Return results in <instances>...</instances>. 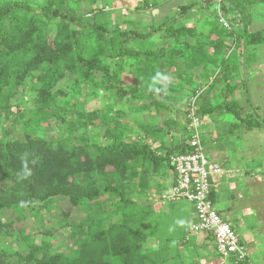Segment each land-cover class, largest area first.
Returning a JSON list of instances; mask_svg holds the SVG:
<instances>
[{
	"label": "trees",
	"instance_id": "obj_1",
	"mask_svg": "<svg viewBox=\"0 0 264 264\" xmlns=\"http://www.w3.org/2000/svg\"><path fill=\"white\" fill-rule=\"evenodd\" d=\"M129 5L143 13L161 2L0 0V214L12 210L22 221L27 211L37 218L63 202L84 213L77 226L61 223L71 231L72 245L57 253L48 238L39 243L26 230L15 234L13 223L0 216V264H155L144 247L146 235L134 227L142 212L135 213L139 206L126 191L131 179L138 177L136 189L148 190L156 175L167 167L173 170L170 157L190 151V122L186 139L170 148L161 144L158 151L164 155L158 156L148 145L126 143L109 112L88 116L79 111L77 97L83 90L98 98L99 92L119 90L123 81L140 82L134 87L145 91L144 99L160 112L169 107L164 95L177 103L201 92L196 104L200 118L219 108L247 130L261 125L243 116L236 82L241 58L264 44V31L252 30L255 8L264 0H195L178 4L146 28L112 24L109 9L114 13ZM84 6L88 14L81 12ZM202 66L214 75L206 88L195 79ZM157 71L178 79L184 72L189 90L177 81L156 92L152 77ZM70 78L74 83L67 90L58 88ZM97 122L114 125L104 133L107 145L89 136ZM44 124L66 129H59V139H48ZM25 162L31 174L21 179ZM139 164L144 166L140 172ZM106 195L119 198L122 219L110 220L101 204Z\"/></svg>",
	"mask_w": 264,
	"mask_h": 264
},
{
	"label": "rangeland",
	"instance_id": "obj_2",
	"mask_svg": "<svg viewBox=\"0 0 264 264\" xmlns=\"http://www.w3.org/2000/svg\"><path fill=\"white\" fill-rule=\"evenodd\" d=\"M155 1L161 2V6L158 9L148 10L143 13H137L135 11V5L119 6L116 9L117 11L113 10L114 13H112L111 9H109V12H111L112 16V24L119 23L121 27L129 28L132 27L130 25H133L135 28L140 29L142 27L146 28L153 22H159L163 18H165L168 14L171 13L173 7L177 6L178 4H187L188 2H193L195 0ZM255 10L256 13L254 14V20L256 21L252 27V30L264 31V5L259 6L257 9L255 8ZM81 12L83 14H88L89 8L84 6L81 8ZM86 20H89L90 22L93 21L92 17H87ZM129 22H133V24L128 25ZM262 50H264L263 47ZM251 56L253 57L252 53ZM168 75L170 82L173 81L175 83L179 81L181 83V88L183 87V91L186 92V90H189V82L187 81H190V79L186 77V74L184 72H181V79L176 78L175 75L171 72ZM260 79L264 82V75ZM73 80V78H70L67 84L66 82L62 83L58 88L67 90L68 87H70L74 83ZM132 84L123 81L121 86L118 87L119 90L107 91V93L103 91L99 92L98 98L92 97V94L89 95L85 90H83V95L77 97L79 101V111L81 110V112H85L88 116L93 113L92 111H101L103 113L109 112V118L116 122L118 124V127L123 130L126 143H139L141 145H148L152 149V151L156 153L159 152L158 148L161 144H163L167 148H170L186 139L188 135L186 124L188 107L187 102L189 100H187L188 95L185 94L187 95L185 97L183 95L184 98L179 99L177 103H173L169 96L164 95L163 100L169 107L167 111L160 112L154 108V105L151 102L148 103V101L144 99V95L147 94L145 93V91H137L136 87H134V85L140 86L141 83L139 82L138 84ZM185 84L186 86H188V89L187 87H184ZM237 85L239 86V90L237 93L242 96L246 91H244L243 88L240 87V82L238 79ZM31 99L32 97L29 99L30 101L28 100V103L31 102ZM260 101L262 102L264 101V99H260ZM163 104L165 103L163 102ZM79 111H76V113L73 114L75 118ZM75 122L76 121H73V123ZM106 123L100 124L99 122H97V125L89 134V136L94 138L95 141L100 142L103 145H107L108 143V141L104 138L105 131L109 129L113 130L114 127V125ZM44 126L48 127V132L46 134L48 139H59L61 137V131L59 129H61L62 131H65L66 129V127L60 128L57 125L49 127L48 125L44 124ZM78 127L80 128V126ZM143 127L153 130L152 133L149 132L151 135L146 133L143 130ZM241 160H239L240 163ZM250 160L251 158L249 157L244 161L242 160V162L243 164H247V162L249 163ZM258 162H262V160L258 159ZM254 163L255 164L250 165L251 167L254 166L256 169L251 168L250 170L255 171V173L252 175V177L245 176L242 180L244 182H242L241 188L238 189V191L240 190L242 200H238L237 198H235V201L237 202L235 203V205L236 208H238V215L239 217H241L239 231L241 232V234H246L253 227V225H255V229L257 232L255 235L250 234L249 237L250 239H252V243H257L258 246H262L264 244V240H260L261 244H259L256 239L257 235H259V239H264V233H262L264 232V224H262V222L264 221V177L262 178V180H258L259 172L264 173V169L257 168L260 167V163H257V159H255ZM135 167L137 171L140 172L143 170L144 166H141L139 164L135 165ZM172 172L174 176V171ZM255 177L257 178V182L256 184H253L251 180ZM136 180H138V177L130 180L131 190H127L126 193L128 196L133 198V200H135L136 202V205L139 206L136 208L135 213L138 214L140 211L142 212V215L138 214V216L149 214V217L147 219L145 218V220L144 218L137 216L134 224L135 229L142 231L146 235L147 241L144 247L147 250L150 248L152 249L154 244L157 242V239L159 240L167 238H171V243L173 246H184L182 243L185 241V238L188 239V237L195 235L190 230H187L185 235V228H183V226H185L187 223L182 214L185 209L190 207L191 204L186 201H179L174 203H162V201H160V206L157 205L151 207V209L149 210H142L140 204L144 206L145 200L137 196V192H139L138 190L140 189L138 187L136 189ZM101 202L104 211L110 214L111 221H115L118 218H123L122 216H124V214L122 213V211L119 212L118 209L119 198L117 196L106 195L105 197H103V200ZM172 204H177L176 212L173 214H162L157 210L158 207H164L166 209L168 208L172 210ZM98 209L99 207L96 206L95 212H97ZM0 216L4 218L5 223H13V232L15 234H18L19 230H26L29 234L36 237V241L39 243L41 242L42 238H48L53 243V252L57 253L67 252L68 246L72 245L71 241L69 240L71 231L64 228L61 223L67 221L68 224H74L77 226L78 224H80L84 213H82L80 209L71 206L69 203L63 202L60 203L58 207H56L52 211L51 214H46L44 211H42L40 213V216L37 218H34L33 215L27 211V219L20 221L17 219V215L14 213V211L8 209L2 212ZM254 221H258V223L255 224ZM260 222L261 224L259 225ZM212 240L208 241L210 245L213 244ZM253 240L255 241L253 242ZM185 247L188 248L189 253L196 255V251L190 249V243L185 245ZM256 258L258 260H261L264 258V255L262 256V254H257Z\"/></svg>",
	"mask_w": 264,
	"mask_h": 264
},
{
	"label": "crops",
	"instance_id": "obj_3",
	"mask_svg": "<svg viewBox=\"0 0 264 264\" xmlns=\"http://www.w3.org/2000/svg\"><path fill=\"white\" fill-rule=\"evenodd\" d=\"M262 47L264 48V44L256 45L249 50L245 60H243V57L241 58L242 67L238 80L240 87L246 92L242 96L236 93V99L243 109V116H252L261 125L252 130H247L232 114L224 113L219 108L216 109V112H210L201 117V138L206 156L210 161L223 165L226 170L223 176L218 177L213 182V201L224 220L238 233L241 244L247 252V264H264V258L261 260L256 258L257 254L264 255V244L258 246L257 243H252V239L249 237L250 234H256V226L253 225L246 234H241L239 231L241 217H239L238 208L235 205L237 203L235 198L242 200L240 190L238 191L242 186V182H244L242 180L245 176L252 177L255 173L250 169L256 168L251 167L250 164H255V159H257V163H260V167L257 168L264 169V101H260V99H264V82L260 79L264 75V50H262ZM195 79L197 82L202 83L203 88H206L214 80V75L202 66L199 71L195 72ZM169 83L174 82L169 80ZM186 124L188 126L187 119ZM157 155L160 156L163 153L158 152ZM249 157L251 158L250 162L243 164L242 160L244 161ZM258 159L262 162H258ZM239 160H241V163ZM172 171L170 167L163 170L161 174L154 177L148 190H138L137 196L145 200L144 206L140 204L142 210H149L157 205L160 206V200L157 197L172 186L174 179ZM263 177L264 173L259 172L258 180H262ZM251 182L256 184L257 178L255 177ZM172 205V210L164 207H158L157 210L162 214H173L176 212L177 204ZM182 215L187 223L183 226L186 235L190 224L196 221L193 205L191 204L190 207L185 209ZM143 217L145 220L149 217V214H144ZM254 222L255 224L258 223V221ZM262 224H264V221ZM209 240H212V238L207 234H195L188 237V239L185 238L182 243L184 246H173L171 238L157 239L153 246L154 249L150 248L148 250L151 251L155 264H235L234 257L223 260L217 252L214 240H212V245L208 243ZM260 240L264 239H259V235H257L256 241L259 244H261ZM188 243L191 245L190 249L196 251V255L188 252V248L185 247Z\"/></svg>",
	"mask_w": 264,
	"mask_h": 264
},
{
	"label": "built area",
	"instance_id": "obj_4",
	"mask_svg": "<svg viewBox=\"0 0 264 264\" xmlns=\"http://www.w3.org/2000/svg\"><path fill=\"white\" fill-rule=\"evenodd\" d=\"M221 22L229 28L223 18ZM200 94L201 92H198L191 97L187 107V120L192 131L189 140L190 151L170 157L174 181L157 199L162 202L186 201L192 204L196 221L189 226V230L196 235L210 236L221 258L228 260L234 257L237 264L247 259V252L238 233L224 220L212 198L213 182L223 176L226 170L223 165L210 161L206 156L201 138V118L196 112L197 98Z\"/></svg>",
	"mask_w": 264,
	"mask_h": 264
},
{
	"label": "clouds",
	"instance_id": "obj_5",
	"mask_svg": "<svg viewBox=\"0 0 264 264\" xmlns=\"http://www.w3.org/2000/svg\"><path fill=\"white\" fill-rule=\"evenodd\" d=\"M168 82H169V76L159 71H157L155 75L152 77V86L156 92L165 90L167 88ZM30 174L31 173L30 170L28 169L27 162H25L23 171L20 174V178L26 179L27 176H29Z\"/></svg>",
	"mask_w": 264,
	"mask_h": 264
}]
</instances>
